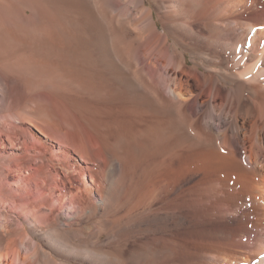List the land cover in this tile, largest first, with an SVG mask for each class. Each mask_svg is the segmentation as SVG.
Masks as SVG:
<instances>
[{"label":"bare ground","instance_id":"1","mask_svg":"<svg viewBox=\"0 0 264 264\" xmlns=\"http://www.w3.org/2000/svg\"><path fill=\"white\" fill-rule=\"evenodd\" d=\"M4 1L0 0V20L7 18L11 25L16 27L25 28L28 25L29 28V24L34 26L44 15V12L39 10L38 3L33 0ZM46 1L50 2V0ZM102 1L75 0L73 11L81 16L83 21L86 20L93 33H96L97 38L93 43L102 66L106 65L107 61L109 63L111 56L113 59L127 63L124 60L126 56L123 55L125 51L127 52L124 47L122 49L117 47L119 43L115 45L116 41L112 42L113 53L107 47L109 39L100 21ZM151 1L154 7L147 5V0L124 2L128 9L129 3L133 2L141 12V17L137 20L140 26L138 35L146 44L141 49L142 70L151 75L149 79L152 84L154 114L149 128L152 131L150 141L155 147V157L152 155L154 177L151 195L146 197L134 193L137 184L131 181L126 187V199L118 203L114 201L116 196L112 192L113 188L109 180L118 178H115V169L121 159L118 160V157L113 154L112 143L104 134L100 137L99 145L94 142L96 147H93V152L84 147H74L73 151L65 150L62 146L65 141L51 131L50 123L43 124L41 121V124L30 118L29 123L33 127L29 126L25 129L24 138L17 137L18 135L15 136L11 132L6 133L12 145H23L26 156L34 160L38 159L39 162H34L35 165L38 163L34 167L33 164H29L32 167L27 170L28 175L25 176L18 164L19 155L14 157L13 163L17 165L14 184L24 192L17 193L15 190L16 193L1 196L3 210L0 209V227L2 228L0 245L3 246L0 247V264H37L41 260L48 261L49 264H64L58 262L52 248L63 245L72 251L75 247L59 239L57 237L59 234L56 236L55 231H60L59 228L80 237L79 241L90 242L94 246L90 248L86 247L88 246L86 244V249H83L91 256V261L93 260L88 261V264H126L125 261L128 260H131L132 264H138L136 259L139 254L137 253L140 251L145 253L146 247L154 246L158 240L164 241L167 245L174 241L187 242L195 234L203 237L207 230L217 231L219 236L214 234L213 239V236L210 237L217 242L216 246L240 244L237 258L243 261L242 264H264V22H254L246 18L244 14L255 5V1L180 0L184 5L181 20L178 18L169 20V24L162 25L163 31L158 26L154 10H157L164 0ZM51 2L52 5L57 2L59 4L56 0ZM179 8L181 10V7ZM114 37L116 40L117 37ZM171 37L175 44L170 42ZM84 40L80 41L81 44L78 41L77 45L82 47V43L87 42L89 47V42ZM45 44L61 46L60 41L53 38H50V41L48 38V42L44 39L35 41L21 39L14 36L13 29H9L8 35H0V90L5 92L4 86L7 87L6 95L2 94L7 96L4 100L5 104L12 99L13 106H18L9 114H7L9 107L7 105L0 110L3 112L0 114L6 117L8 124L10 122L7 117H27V114L23 116L26 110L23 111L25 107H22V103H25L30 95L32 96V91L28 89L26 82H24L25 87L18 85L17 73L14 72L15 70L8 69L3 64V60L8 56L20 59L27 54L28 56L33 53L36 55ZM165 53L167 57L164 56ZM16 66L17 63L14 64V67ZM162 68H165V71ZM130 71V75L125 74L128 82L142 85L141 75L138 76L137 71L134 73L133 70ZM145 71L142 73L144 74ZM145 77L147 79V76ZM21 98L25 101L20 102ZM17 102L20 103L16 104ZM29 102H31L30 99ZM178 112L181 116L183 115L180 121L179 116L178 119L176 118V114L179 115ZM28 115L31 116L30 113ZM107 125L106 127L111 129L113 124ZM9 127L11 128V125ZM114 127V135L120 138L122 131ZM173 132H180L183 135L182 137L177 133L181 142L176 139L177 137L175 138L179 142L180 156H188L187 152L192 143L189 136L192 135L200 141L196 147L200 144L203 150L228 160V164L223 166L219 176L207 179L201 173L196 176L195 182H189L190 177L189 181L184 183L175 179L169 181L174 146L177 145L172 144V140L173 142L175 140ZM216 133L219 136H216L217 142H219L218 138L221 139L218 149L213 142ZM193 143L192 145L196 144ZM149 147L152 148V145ZM76 155L80 156L83 162ZM9 168L11 170V167ZM2 180L6 179L2 178ZM44 207H48L49 212L45 210L44 213L42 210ZM64 208L70 209L72 214L58 221L55 213ZM10 211L18 213V228L10 225L11 220L14 219L9 214ZM230 219L234 220L232 226L227 224ZM42 226H49L51 235L48 237L54 243L53 245L48 243L51 245L47 246L46 243L34 240L38 228ZM31 234H34V237ZM148 234L154 235L155 240L142 238ZM60 236L63 237V234ZM104 237L107 239L105 245ZM130 242L133 246L128 248ZM119 250L124 251L125 257ZM116 252L124 257L125 260H122V256L119 257L122 263H107L101 259L99 262L93 259L102 255L114 256ZM147 260L144 264H152L151 259Z\"/></svg>","mask_w":264,"mask_h":264},{"label":"rangeland","instance_id":"2","mask_svg":"<svg viewBox=\"0 0 264 264\" xmlns=\"http://www.w3.org/2000/svg\"><path fill=\"white\" fill-rule=\"evenodd\" d=\"M1 1H4V0H1ZM56 1H59V4L57 2L55 4L53 3L52 5L51 0H50L51 3L46 0H36V1L33 0V2L38 3L39 10L44 12V15L41 19L42 22L40 20L36 22L37 25L40 24V26L38 25V27L36 24H34V26H30L31 24H29V28H28V25H26L25 28L19 27V26L16 27V25L15 26L11 25V23L9 22V19L7 18L0 20V35H8L9 29H13L14 36L20 37L21 39L27 38L31 40L33 39L34 41L39 40V39H44L45 41L47 40L48 42V38H49V41H50V38L51 39L53 38V39L60 41V45H61L60 47H57V46L54 47V46H47L45 44L46 46L44 45L43 46L44 48H42V50H40L36 55L33 53L28 56L27 54V56L21 57L20 59H16V57L14 56H8L7 58L3 60L4 62L3 64L8 69L15 70L14 72L17 73L16 76L18 77V81H19L18 85L20 87H25V84H26L28 89L30 88V90L34 92V94L31 92L33 98L31 95L29 97L31 102H29V99H27L26 101L24 100L25 103L28 101L27 104L22 103L23 104L22 107H25L23 111L26 110L25 114L23 113V116L27 114L26 115L27 117H22V118L7 117V119L10 122L8 124L6 117H2L3 112L0 111V113H2L0 114V157H1L0 158V180H1L0 181V209L3 210L1 196L4 197L6 194H7L6 196L10 195L11 193L13 194L15 190L17 193L24 192L23 189L18 188L14 184V181L16 180V176H15L16 174L14 173H15V168L17 167L16 163H13L14 157L16 155H19L20 159L18 158V162H19L18 164L21 166L22 172H24L25 176L28 175L27 170L31 168L32 166L33 167L36 166L38 163L36 165L35 163L39 162L38 159L34 160L33 158H29L28 156H26V154L24 153L25 148L23 145L21 144L16 145V146L12 145L6 134L8 132H11V133H14L15 136L18 135L17 137L24 138L23 136H25L26 134L25 129H27V127L29 126H32L29 123L30 118L31 120H34L35 122H38V123H41V121L43 124L46 122L50 123V129H52L51 131L54 132L55 134L57 133V135H59L61 139L65 141L64 145H62L65 150L67 149V150L73 151L74 147H81V148L84 147L87 150H92L93 152L94 151L93 147H96V144H98V142L101 141L100 137H102L103 134L107 136V138L110 139L112 143L111 146L113 148L111 147V150H113L112 151L114 152L113 154H115L118 157V160L121 159L115 169V174L117 175V176L115 175V178L116 177L118 178L117 179L114 178L116 181L113 180V178L109 180L110 182L109 184L112 185V188L115 192L112 189L111 190L113 193H115V196L117 197V198L116 197L114 198L115 199L114 201L118 203L126 199L125 198L126 193H127L126 187H127V184H130L129 182L131 181L137 184L136 185L137 188L135 186L134 193H136L139 196L148 197L152 193L151 191L152 186H153L152 178L154 177V174H153L154 171H152V168H153L154 157H155L154 156L155 147L153 146L154 144L150 141L151 136H152V131L149 128L152 123L150 122L152 121L151 117H153V114H154V104L152 102L153 98H152V93H151L152 91V86H151L152 84L150 81L151 75L147 74V71L142 70L143 53L141 49L142 47H145L146 44L144 42V39L140 40L141 38H139V35H138L140 32L139 30L140 26L137 20L141 17V12L139 11L138 7L133 2L129 3V9H128L124 5V2L126 1L129 2V0H125V1L124 0H103L102 1L101 7L103 9L101 10L102 17L100 16V21L104 25L103 30L106 34V37L108 36V39H109L107 41L108 43L107 47H109V51L113 53L112 48L114 44L112 42L114 41H116L115 45L119 43L117 47L119 46L120 49L124 47L125 50H127V52L125 51V53L123 54L124 56H126L124 60H126L127 63L124 61L123 63L120 60L122 62L121 63L118 59H115V58L113 59V57L111 56L109 63L107 61L106 65L102 66L103 64L101 65V63L99 62L98 54H97V51L93 43L95 42V39L97 38L96 33L95 32L93 33V30L90 29L89 23L85 22L86 20L83 21L82 17L79 16L75 11H73V8L75 10V7H74L75 0H56ZM177 1L178 0H164L162 4L158 6V9L154 10V15L158 21V26L161 29V31L164 30L162 25L165 23L169 24L170 23L169 20L171 19L177 20L176 18H178V20H181L180 16L184 12V8H182L184 7V5L181 3L180 0L179 2ZM254 1H255V5H253L250 10L244 13L245 17L247 16L246 18L254 22L263 23L264 22V0H254ZM147 5L154 7V4L151 0H147ZM69 6H71V8ZM179 7H181V10ZM171 15L173 16L172 18H171ZM137 35H138V38H137ZM114 36L117 37L116 40ZM112 37L114 40L112 39ZM82 39L83 40L88 39V40H84V42L88 41L90 44L89 47H88L87 42L82 43V47H80L81 45H77V42L78 41L82 42ZM81 42L79 44H81ZM170 42L175 44V41L172 37L170 38ZM187 54L189 56L188 58L190 61V55H189L190 53L188 52ZM164 56L167 57L166 53ZM164 56L163 58H165ZM15 63H17L16 67H14ZM126 65H129V66H126ZM162 69L165 71V68H162ZM128 70L129 71L133 70V73L137 71L136 73L138 74V76L141 75L140 80L142 79L141 80L142 83L141 82L140 83L143 86L140 84H131L130 82H128L129 80L126 75L127 74L130 75V72H132V71L129 72ZM142 71H145L144 74L142 73ZM116 72H120L119 73L120 75L117 74ZM133 73H131V75H133ZM19 74H21V76ZM145 76H147V79ZM23 79L25 81H23ZM24 82L26 83L24 84ZM6 88L7 87L4 86L3 91L6 92ZM5 92L1 91L0 93V96H1L0 102L2 105V106L0 105V110H2L3 107L4 106L6 107L7 105L9 106L7 114H9L11 113V111L12 112L15 111L18 108V106L17 105H15V107L13 106L14 104H12L13 103L12 99L11 100L8 99L10 100L8 101L9 105L8 103L6 104L4 103V100L7 99V96H4L2 94H5ZM19 101L24 102L22 101V98L21 100L19 99ZM20 102H17L16 104H19ZM27 105L29 106L27 107ZM10 107L11 108L14 107L15 109L12 108L13 109L12 110L10 109ZM38 108L40 110H38ZM29 113L31 114V116L28 115ZM178 113L179 115L176 114V118L179 116L180 119H178L179 117L177 119L180 121L183 118L182 117L183 115L181 116V113L180 112ZM23 118H25V120ZM11 121H12V124H11ZM108 123L113 124L112 128L113 126H116L118 129L120 128L119 131L120 132L122 131L121 132L122 136L120 138H117L116 135H114L115 127L113 129L111 128L112 131L111 129H108V127H106L108 126L107 125ZM10 125H11V128L9 127ZM138 127H139V130H138ZM177 133L178 135L183 137L182 133L173 132V134L176 135V136L173 135L174 139L177 137ZM143 135H145V137ZM191 136L192 135L189 136L190 140L192 141V143L194 142L196 144L192 145L190 141L191 143L189 146L190 148H189V151L187 152L188 156L186 155L180 156L178 154V147H179L178 143L181 142L179 141V136L176 138L179 142L176 139L174 140V142L172 140V144L174 143L173 145L177 144L178 146L177 145H176L177 147L174 146L175 148L174 155L176 156L173 155L172 157L171 174L168 177L169 181H174L175 179V180H178L184 183V182H188L189 177H190L189 182H195V180L197 179L196 176H198V174H201V173L207 179H209L210 177L215 178L219 176V172L222 171L223 166L228 164V160H226L224 157L218 154L210 153V152L203 150L200 144L199 146L196 147V145L200 143V141L193 136L191 138ZM216 136L219 137L218 134L216 133L214 137L215 140L213 142H214V145L218 149L219 148L218 143H220L221 139L218 138L219 142H217ZM70 145L72 146L70 147ZM151 145H152V148L149 147ZM191 145H192V148H191ZM86 146L87 147L89 146V147L87 148ZM130 152H131V156L133 157L130 156ZM197 152L199 155L197 154ZM191 154L193 155L194 158L192 157ZM125 155L127 158L125 157ZM77 157L81 160L80 156H77ZM179 158L181 159L179 160ZM185 158L188 161H186ZM173 161H175L176 164H174L175 162L173 163ZM178 162H181V163H178ZM29 164L31 165L33 164V165L30 166ZM182 164L184 165L181 166ZM126 166H128L129 168ZM9 167H11L12 171L10 170ZM143 167H145L147 170ZM132 169L133 170L135 169V170L133 171ZM138 177H141V178L138 179ZM2 178L6 180L3 181ZM122 188L124 189L123 191H122ZM56 194H58V191H56ZM42 210L43 212L45 210L46 212L47 211L49 212L48 207H44L42 208ZM9 214H11V217L14 218L13 220H11V223H10V225L12 224L11 227L15 226L13 228H18V224H19V220L17 217L18 213L10 211ZM71 214L72 213L70 209L64 208V209L57 210V213H55V216H57L56 218L58 219V221H61V220H64L65 217L70 216ZM0 224H1V221H0ZM227 224L229 226H232L234 224V220L230 219V221H228ZM0 230H2L1 227H0ZM59 230L60 231H55L56 236L59 234L57 237L61 239L62 241H64L65 243H67L68 245L75 247V250L71 251L68 248L64 247L63 245L54 246L52 249L54 250V255L56 259L58 260V262H63L64 264H83V263L88 264L89 262L93 261V260L91 261V256L89 254H86L85 250L83 251L86 244L88 245L86 247H90V248L94 247L92 246L90 242L84 243L83 241H79L81 240L80 237L78 236L76 237L75 234L73 233L71 234V232L64 231V229H61V228H59ZM46 231L48 232L50 231L49 226H42L38 228V231L36 232L35 237L33 236L34 234H31V236L34 237L35 241L43 242L44 244L46 243L45 245L47 246L51 245V244H48V243H52V240H50V237H48L51 235V233L50 232L47 233ZM215 231L216 230L209 232L207 230L204 232L203 237H200L195 234L190 238V241H187V242L178 241L177 243L174 241L167 245L164 241L158 240V242L157 241L155 242L154 246L146 247L147 250H145V253L143 251L142 252L140 251V253H137L139 254V256L136 259L137 263L140 264L141 262L142 264H144L145 260L151 259V261H153L152 264H242L243 261H240L237 258V251L241 248V245L237 244L235 245L236 246L235 247L232 244H228V245L224 244L225 246L227 245L225 247L224 245L220 244L221 246L220 245L216 246L215 243L217 242L212 240L215 237V235H218L217 231L216 232ZM62 234H63V237L60 236ZM40 235H42L43 237ZM211 236H213L212 239L210 238ZM40 237L42 239H40ZM142 238L144 240H152V241L155 240L154 239L155 236L152 234H148ZM103 239H106V238L104 237ZM105 241L107 242V239L104 240L103 242L104 245L106 244ZM53 244L54 243H52V245ZM132 244H133L132 242L128 243L127 247L128 248L132 247L133 246ZM2 246L3 245H0V247ZM127 247L124 248V251H126ZM117 248H120V247H117ZM119 251H121L122 255L124 256V251L122 250H119ZM115 255L114 256L105 255L106 257L102 255L100 257H95L93 259L98 260L99 262H101V260L103 262L107 261V263H122V260H125L123 259L125 256L123 257L122 255H118L117 252L115 253ZM146 256H148L147 259H146ZM119 257H121L122 260L121 258L119 259ZM126 257H127V254H126ZM112 259H113V262H112ZM81 261L82 262L84 261V262L82 263ZM40 263L49 264L48 261H43V260H41L37 264H40ZM125 263L132 264V261L128 260V261H125Z\"/></svg>","mask_w":264,"mask_h":264}]
</instances>
